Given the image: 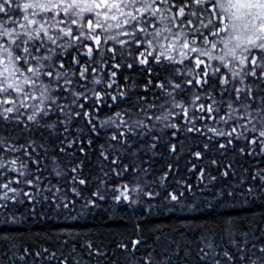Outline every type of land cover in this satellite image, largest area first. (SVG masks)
I'll return each mask as SVG.
<instances>
[{
	"label": "snow or ice",
	"instance_id": "obj_1",
	"mask_svg": "<svg viewBox=\"0 0 264 264\" xmlns=\"http://www.w3.org/2000/svg\"><path fill=\"white\" fill-rule=\"evenodd\" d=\"M180 136L204 142L190 149L201 183L214 185L212 168L236 180L212 193L219 202L264 198V0H0L5 224L184 204L193 186L168 185L172 164L145 179ZM230 153L256 163L234 166ZM170 247L136 264L188 259L186 245ZM85 255L106 253L68 233L45 247L0 232V264H84ZM196 259L264 264V232L224 220L220 232L202 230Z\"/></svg>",
	"mask_w": 264,
	"mask_h": 264
},
{
	"label": "trees",
	"instance_id": "obj_2",
	"mask_svg": "<svg viewBox=\"0 0 264 264\" xmlns=\"http://www.w3.org/2000/svg\"><path fill=\"white\" fill-rule=\"evenodd\" d=\"M173 142L176 143V152L170 153L162 147L154 157L152 174L145 179L148 183L158 180L167 170V165L172 164L168 185L174 188L178 186L176 182L181 181L193 186L190 192H186L187 200L184 204L174 208L171 206L157 208L154 205L151 212L147 211L146 207H132L115 212L97 211L73 217L58 218L55 215L26 217L21 218L17 223L7 224L0 217V232L15 237L17 243L41 244L45 247L55 246L57 237L61 233L79 236L81 240L88 237L99 245L106 255L91 259L85 255L84 264H136L145 251L151 249H155L153 255L160 258L162 249L168 248L170 252L172 251L170 246L173 241L191 249L188 259L181 258L179 264H199L196 259V245L202 230L211 229L220 232L222 221L232 220L245 225L252 232H264V198L253 199L252 196H248L219 202L212 193L228 184H235L236 180L222 177L215 168H212V175L217 176L214 185L208 184L207 177L201 183L198 171L190 170L192 163H197V168L201 166L200 162L195 161L191 156L190 149L193 145L204 142L192 137L185 140L183 136ZM68 158H71L70 153L68 157L60 159ZM212 158H216L215 150ZM230 158L234 166L251 168L256 163L239 156L238 153H230ZM89 164L91 166L95 164L91 152ZM207 164L208 160H204L203 165ZM122 178L131 179L127 174ZM114 179L118 182L119 178ZM193 193H195L194 197ZM193 204L197 207H193ZM49 237L51 239H47ZM138 239L143 243L134 249L133 242ZM121 243L126 244L127 249L118 247ZM77 259L80 257L78 256ZM173 264H177L176 257H173Z\"/></svg>",
	"mask_w": 264,
	"mask_h": 264
}]
</instances>
